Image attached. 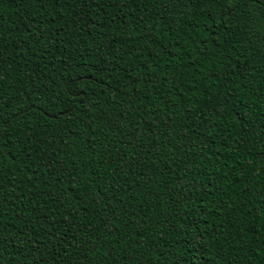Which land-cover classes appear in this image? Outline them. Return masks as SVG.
Wrapping results in <instances>:
<instances>
[{"label": "trees", "instance_id": "16d2710c", "mask_svg": "<svg viewBox=\"0 0 264 264\" xmlns=\"http://www.w3.org/2000/svg\"><path fill=\"white\" fill-rule=\"evenodd\" d=\"M0 264H264V0H0Z\"/></svg>", "mask_w": 264, "mask_h": 264}, {"label": "snow or ice", "instance_id": "6c2138e0", "mask_svg": "<svg viewBox=\"0 0 264 264\" xmlns=\"http://www.w3.org/2000/svg\"><path fill=\"white\" fill-rule=\"evenodd\" d=\"M74 94L79 95V90H75Z\"/></svg>", "mask_w": 264, "mask_h": 264}]
</instances>
